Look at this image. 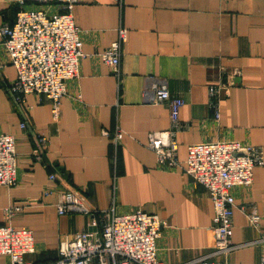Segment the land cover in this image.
I'll use <instances>...</instances> for the list:
<instances>
[{
    "label": "crops",
    "instance_id": "obj_1",
    "mask_svg": "<svg viewBox=\"0 0 264 264\" xmlns=\"http://www.w3.org/2000/svg\"><path fill=\"white\" fill-rule=\"evenodd\" d=\"M64 1L0 0V24L12 23L22 7L63 12ZM72 15L84 56L78 77L68 82L59 120L35 94L22 106L15 103L8 86L16 69L0 35V133L15 135L18 162L17 185L0 186V225L31 229L36 251L27 259L56 264L61 241L94 231L89 216L57 212L59 193L74 189L99 211L114 206L120 214L140 208L159 215L163 264H194L203 257L260 264L264 165L255 169L250 187L233 188L232 243L238 247L227 256L213 255L214 208L207 190L183 169L160 166L146 144L149 133L170 128L168 103L156 102L149 91L161 79L185 101L177 133L183 164L191 143L238 140L264 150V0H77ZM119 27L128 37L118 77L99 54L118 38ZM234 70L240 75L222 96L216 117L209 86ZM117 128L124 137L115 145ZM252 206L260 214L257 226L241 209ZM0 264L11 260L0 255Z\"/></svg>",
    "mask_w": 264,
    "mask_h": 264
},
{
    "label": "built area",
    "instance_id": "obj_2",
    "mask_svg": "<svg viewBox=\"0 0 264 264\" xmlns=\"http://www.w3.org/2000/svg\"><path fill=\"white\" fill-rule=\"evenodd\" d=\"M77 0H65L63 12L50 13L44 8L22 7L12 23L0 24L3 46L16 69V78L8 86L15 103L22 106L29 94L52 106L53 117L61 116L62 99L68 93V82L79 75L80 61L84 56L80 29L76 26L72 9ZM24 4V1H20ZM128 31L119 27L118 38L99 54L102 62L120 76L123 44ZM238 70L228 77L219 76L210 84L209 94L216 117L222 96L233 84ZM155 101L166 102L170 111V128L149 133L147 148L156 155L157 163L169 169H183L196 182L203 185L213 203V255H229L237 245L232 243L233 217L237 207L233 188L250 187L255 169L264 165L262 147L238 140H212L191 143L183 164L178 156L177 133L180 129V111L185 101L174 97L166 81L154 79L149 86ZM24 127L25 124L23 123ZM110 135L108 131H104ZM112 136V135H111ZM124 137L117 128L113 134L115 145ZM45 142V139H41ZM18 162L16 137L0 133V186L17 185ZM57 176L50 175L55 182ZM51 190L44 191V195ZM59 215L81 213L90 217L93 232L80 231L61 241L56 264H163L158 258L157 240L162 233L159 215L137 209L131 213H117L114 206L104 211L89 206L85 198L74 189L59 193L56 204ZM241 209L254 225L260 214L255 206ZM36 251L31 229L16 228L11 223L0 225V255L10 258L11 264H34L27 259ZM194 264H228L226 260L203 257ZM260 264H264V257Z\"/></svg>",
    "mask_w": 264,
    "mask_h": 264
},
{
    "label": "water",
    "instance_id": "obj_3",
    "mask_svg": "<svg viewBox=\"0 0 264 264\" xmlns=\"http://www.w3.org/2000/svg\"><path fill=\"white\" fill-rule=\"evenodd\" d=\"M90 230H94L95 231L96 229L93 227V229H90Z\"/></svg>",
    "mask_w": 264,
    "mask_h": 264
}]
</instances>
